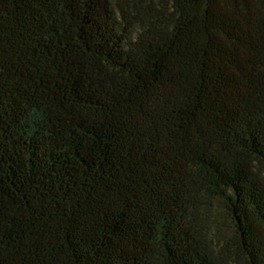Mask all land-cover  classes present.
<instances>
[{
    "label": "trees",
    "instance_id": "16d2710c",
    "mask_svg": "<svg viewBox=\"0 0 264 264\" xmlns=\"http://www.w3.org/2000/svg\"><path fill=\"white\" fill-rule=\"evenodd\" d=\"M0 264H264V0H0Z\"/></svg>",
    "mask_w": 264,
    "mask_h": 264
}]
</instances>
